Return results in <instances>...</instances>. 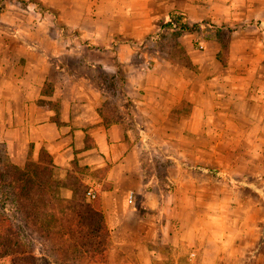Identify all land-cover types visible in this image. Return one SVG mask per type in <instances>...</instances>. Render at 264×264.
Masks as SVG:
<instances>
[{
	"label": "crops",
	"instance_id": "0c3cea01",
	"mask_svg": "<svg viewBox=\"0 0 264 264\" xmlns=\"http://www.w3.org/2000/svg\"><path fill=\"white\" fill-rule=\"evenodd\" d=\"M95 1L93 13L77 2H68L70 7L64 10L66 23L80 32L74 35V41L89 40L94 47L84 50L73 44L66 51L80 48L89 63L109 72H116L123 65L127 70L134 62L125 87L130 88L129 95L135 93L132 102L136 116L143 117L146 112L143 107L148 99L143 98L142 89L149 85L151 76L157 74L154 81L158 87L168 81L176 87L181 83L176 72L184 67L208 76L209 83H213L210 85L213 95H227L224 84L228 83L238 97L236 101L249 105L244 111L259 108L253 116L264 120V0H121L124 9L119 11L116 7L122 6L118 0ZM70 13L72 17H68ZM172 15L189 24L210 20L217 26L234 25L227 63L218 58L221 44L209 31L202 27L180 31L177 25L169 24L176 23ZM158 28L162 34L169 32L184 44L181 45L185 57L180 59L182 48L177 43L176 54H172V49L161 51L140 46ZM199 33L203 48L198 50L192 40ZM5 41H0V140L5 143L11 161L20 166L25 164L30 150L35 160L45 150L54 164L56 180H68L75 174L88 186L87 193L95 194L87 195V201L100 197L110 235L108 259L101 264H158L161 246L175 252L190 245L204 247L205 252L215 248L214 258H205L203 262L212 264L223 261L229 253L239 258L236 250L229 251L230 247L241 248L244 253L249 247L264 245V226L259 225L264 213L262 194L249 186L246 187L252 193L240 198L243 220L238 219L239 226H212L209 222L206 226H185L174 207H164L163 196L161 202L152 199L154 205L148 204V208L155 210L163 206L160 214L144 213V205H133L144 183L136 160L139 146L135 130L124 124L130 118L129 113L120 119L106 116L101 108L104 101L101 92L82 91L85 77L74 84L66 69L48 60V56L62 52L39 45L5 48ZM138 56H142L139 65ZM148 56L155 60L152 67L146 64ZM48 82L54 89L44 93ZM58 195L72 199L74 191L68 185L61 186ZM143 196L144 203L151 198L149 192ZM210 208V213H206L209 218ZM251 212L256 217H250ZM116 253L127 262L113 261ZM0 260L10 264L8 258Z\"/></svg>",
	"mask_w": 264,
	"mask_h": 264
},
{
	"label": "rangeland",
	"instance_id": "374dc122",
	"mask_svg": "<svg viewBox=\"0 0 264 264\" xmlns=\"http://www.w3.org/2000/svg\"><path fill=\"white\" fill-rule=\"evenodd\" d=\"M70 1L81 4L89 13L96 11L95 0H0V41H7L5 48L20 44L30 47L39 45L62 52L58 56L51 55V58L65 65L72 83L85 77L82 91L91 89L101 92L104 97L101 108L106 116L120 119L129 113L130 118L124 124L135 130V141L139 146L136 160L140 164L144 183L133 205H144V213L160 214L163 206L156 210L148 206L154 205L152 199L161 202L160 196H163L164 207H174L175 214L180 216L185 226H206V222L212 226H239L238 219L243 220L240 198L242 194L247 197L245 193H252V189L239 184V180L253 181L262 191L260 200L264 202V120L253 116L259 108L251 106L248 113L245 112L249 105L236 101L238 97L233 95L228 83L224 84L227 95H213L210 87L213 83H209L208 76L183 67L176 72L181 80L176 87L171 81L158 87L154 81L158 78L157 74L151 76L149 85L142 89L143 98L148 99V103L144 107L142 105L146 112L143 117L136 116L132 102L135 93L129 95L130 88L125 87L135 63L127 70L125 65L119 66L116 72L104 71L89 63L80 53V48L88 50L94 45L89 40L74 41V35L80 32L68 26L64 17V10L70 7ZM118 3L122 7L117 6L116 9L123 10L124 3L121 0ZM72 16L71 13L68 15ZM203 23L213 25L204 29L216 38V24L210 20ZM224 30L222 38L227 41L230 34L227 35ZM200 35L202 33L197 38L193 37L194 49H202ZM176 43L181 48L184 45L171 33L162 34L158 28L140 46L161 51L172 49V54H176ZM73 44L76 48L80 47L79 50L66 51ZM183 51L182 48L180 59L185 57ZM137 59L140 63L142 56ZM154 62L152 57H147L148 67H152ZM192 85H195L194 89ZM134 90L138 91V88ZM1 148L6 149L2 140L0 151ZM42 157L47 158V155L43 153ZM207 168H216L218 173H211ZM75 176L71 177L72 182L77 181ZM7 190V186L0 185V215L7 216L21 227L23 238L32 249L35 264H66L58 259L51 240L33 231L23 221ZM146 192L151 198L144 203L143 194ZM208 208L211 218L207 215L210 213ZM253 215L256 217V213L251 212L250 217ZM259 225L264 226V213ZM235 250L239 258L229 253L223 261L212 264H264V245L249 247L244 253H241V248H229V251ZM159 251L162 258L158 264H204L205 258L207 260L216 255L215 248L205 252L204 247L193 245L181 247L175 252L161 246ZM259 253L262 254L260 257ZM112 260L127 262L118 253L113 255ZM0 264L8 262L0 260Z\"/></svg>",
	"mask_w": 264,
	"mask_h": 264
},
{
	"label": "trees",
	"instance_id": "16d2710c",
	"mask_svg": "<svg viewBox=\"0 0 264 264\" xmlns=\"http://www.w3.org/2000/svg\"><path fill=\"white\" fill-rule=\"evenodd\" d=\"M173 20L176 23L170 21L169 24L177 25L180 31H196L201 27L213 26L203 22L189 24L178 15H172ZM214 27L217 29L216 38L221 44L217 56L226 64L230 39L225 41L222 31L225 29L228 35L232 33L233 28L224 24ZM48 60L66 69L65 65L54 61L51 56H48ZM53 89V84L48 82L43 92L51 93ZM1 149L0 185L8 187L7 191L28 227L51 240L58 259L66 264L107 262L110 235L101 209L100 197L96 196L92 201H87L88 186L74 174L70 175L68 180H56L52 159L43 149L39 160L32 157L30 150L27 162L22 166L13 163L6 149ZM43 153L47 158L42 157ZM207 171L218 173L216 168H207ZM72 176H75L77 181L72 182ZM238 183L262 192L251 180H239ZM66 185L74 191L72 199H63L58 195L60 187ZM0 257L8 258L10 264H35L32 249L24 240L21 227L5 215H0Z\"/></svg>",
	"mask_w": 264,
	"mask_h": 264
},
{
	"label": "built area",
	"instance_id": "2783aa9c",
	"mask_svg": "<svg viewBox=\"0 0 264 264\" xmlns=\"http://www.w3.org/2000/svg\"><path fill=\"white\" fill-rule=\"evenodd\" d=\"M201 48H203V45H201ZM88 195H90V196H95V194H94V192H92V191H89L88 192ZM130 202H132L133 201V193H131L130 194ZM195 254V253H194Z\"/></svg>",
	"mask_w": 264,
	"mask_h": 264
}]
</instances>
